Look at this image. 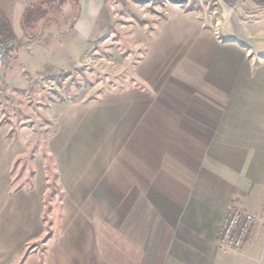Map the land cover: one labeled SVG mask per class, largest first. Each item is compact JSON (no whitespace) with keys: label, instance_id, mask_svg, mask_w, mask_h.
I'll return each mask as SVG.
<instances>
[{"label":"crops","instance_id":"crops-1","mask_svg":"<svg viewBox=\"0 0 264 264\" xmlns=\"http://www.w3.org/2000/svg\"><path fill=\"white\" fill-rule=\"evenodd\" d=\"M108 1L47 10L14 67L0 60L7 88L92 57L111 39ZM33 3H14L18 39ZM142 15L127 24L128 85L75 89L20 129L0 122V264H264L263 226L237 252L217 243L232 208L264 203V4L167 0Z\"/></svg>","mask_w":264,"mask_h":264},{"label":"rangeland","instance_id":"rangeland-1","mask_svg":"<svg viewBox=\"0 0 264 264\" xmlns=\"http://www.w3.org/2000/svg\"><path fill=\"white\" fill-rule=\"evenodd\" d=\"M15 1L0 0V16H7L11 20ZM33 1L34 5H41L43 10H46V13L47 10L53 13L49 16L46 15V20L55 18L54 16L60 12L63 2L69 0H47L46 4V0ZM110 1H108V6L104 10V16L108 19L107 22L111 28V39L107 43L103 42V40L95 42V46L92 49V53L95 55L79 63L75 69L70 71L61 70L55 74H48L45 72V69H48V65H45L42 71L47 76L45 77L42 73L41 77L32 79V83L28 87L29 89L25 92L20 89H8L6 78L0 74V122L6 123L5 121L8 117H13L17 124L14 129H20L28 117L38 120V116L42 112V109L39 107H45L58 96L65 98L71 91L78 88H84L86 90L82 91L83 94L94 96L99 91L110 88L118 89L129 84V79L127 78L133 61L124 62V57L133 50L134 46L128 41V38L132 37H128L131 33L126 32L129 30L127 24L140 21V16H146L142 15V12H147L148 14L162 12L163 3L167 0H152L146 2L140 7L144 8L142 12L140 9H135L134 5L127 3L126 0H118L115 4L114 1ZM15 26L19 34V39L18 37H14L5 45L7 54L3 57L2 61L6 70L14 67L11 66V63L15 61L14 57L17 54L20 41L29 42V40H34L39 37V30L36 25L23 21L16 22ZM131 41L133 42V40ZM39 52L41 51L39 50ZM47 52L48 48H43L42 54L44 55ZM47 129L48 132L51 130L50 127H47ZM51 193V201L56 200V211L59 212V192L53 191ZM54 204L55 202H53ZM46 208L48 210L49 206ZM46 224L48 228H51L49 222H46ZM37 250L42 253L44 251V244L37 243Z\"/></svg>","mask_w":264,"mask_h":264},{"label":"built area","instance_id":"built-area-1","mask_svg":"<svg viewBox=\"0 0 264 264\" xmlns=\"http://www.w3.org/2000/svg\"><path fill=\"white\" fill-rule=\"evenodd\" d=\"M261 226L264 227V203L259 213L232 208L221 225L217 243L224 251L237 252L247 246L255 229Z\"/></svg>","mask_w":264,"mask_h":264},{"label":"trees","instance_id":"trees-1","mask_svg":"<svg viewBox=\"0 0 264 264\" xmlns=\"http://www.w3.org/2000/svg\"><path fill=\"white\" fill-rule=\"evenodd\" d=\"M136 1H146V0H136ZM175 3L185 4L187 0H171ZM226 2H233V0H224ZM259 4H264V0H254ZM46 15V10H43V7L41 5H32L25 11L24 14V21L28 24H33L38 19L44 17ZM0 36L3 43V53L0 58L3 59V57L7 54V50L5 49L6 43L13 39L15 37V32L11 23V20L7 16H0Z\"/></svg>","mask_w":264,"mask_h":264},{"label":"water","instance_id":"water-1","mask_svg":"<svg viewBox=\"0 0 264 264\" xmlns=\"http://www.w3.org/2000/svg\"><path fill=\"white\" fill-rule=\"evenodd\" d=\"M237 0H233V2H231V4H234ZM2 53H3V43H2V39H1V36H0V58L2 56Z\"/></svg>","mask_w":264,"mask_h":264}]
</instances>
